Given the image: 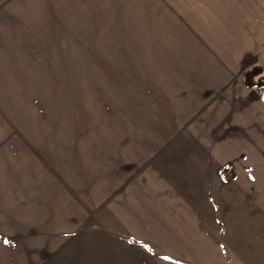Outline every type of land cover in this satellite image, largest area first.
Segmentation results:
<instances>
[{
	"label": "rangeland",
	"instance_id": "374dc122",
	"mask_svg": "<svg viewBox=\"0 0 264 264\" xmlns=\"http://www.w3.org/2000/svg\"><path fill=\"white\" fill-rule=\"evenodd\" d=\"M229 84L264 107V0H0V264H263L258 212L159 247L128 191L136 166L206 156ZM256 142L255 167L233 159L257 181L235 185L240 213L248 193L263 212Z\"/></svg>",
	"mask_w": 264,
	"mask_h": 264
},
{
	"label": "crops",
	"instance_id": "0c3cea01",
	"mask_svg": "<svg viewBox=\"0 0 264 264\" xmlns=\"http://www.w3.org/2000/svg\"><path fill=\"white\" fill-rule=\"evenodd\" d=\"M228 87L233 89L226 94L221 105L211 110L214 116L210 115L212 119L210 123L207 122L209 118L206 117L205 125L211 133L205 135L199 133L200 137H206L204 142L199 139L200 143L192 145L195 150L206 153V156L196 160L159 159L149 162L148 165L143 163L142 166H136L142 169L141 175L127 179L130 182L128 191L134 194V200L131 202L136 204V222L143 227V230L155 234L156 246L160 247L161 244L173 248L194 246L192 240H201L200 235L194 232L201 233L207 230L208 217L213 214L229 217L232 214L233 216L244 214L255 217L258 212L257 215L263 216L264 220V201L263 207L261 203L258 204L259 209L263 211L261 212L256 209L257 200L252 193H248V196H252L248 201H252L253 208L240 213L241 196L235 185L241 182L252 184L257 181L253 179L254 176L252 180L251 176L245 175L246 181H241L240 172L234 171L237 166L233 161L247 153L246 159H238V168L255 167V161L251 159L249 152L254 151L252 145L260 141L264 135L262 132L264 107L262 103L257 105L256 102H261V98L250 94L246 87L235 84H229ZM225 167L230 168L226 177L222 172V168ZM132 193L129 194L130 198ZM210 205L217 206L218 209L215 210ZM221 223L224 224V221ZM231 227L233 231L236 226ZM250 227L247 226L248 229ZM214 230L218 231V229ZM234 230L240 231V228ZM177 240L181 242L177 243ZM215 241H217L216 235ZM216 245L221 247L219 244ZM225 258L228 257L221 256L215 263L222 262ZM202 259L203 256L200 259L188 256L185 264H202L204 260ZM226 263L242 264L243 262L232 259L231 262L226 261Z\"/></svg>",
	"mask_w": 264,
	"mask_h": 264
}]
</instances>
